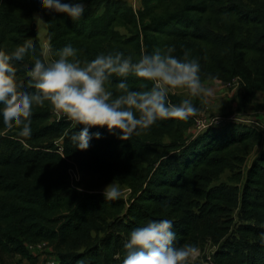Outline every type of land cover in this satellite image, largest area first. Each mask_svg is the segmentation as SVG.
<instances>
[{"label":"trees","instance_id":"obj_1","mask_svg":"<svg viewBox=\"0 0 264 264\" xmlns=\"http://www.w3.org/2000/svg\"><path fill=\"white\" fill-rule=\"evenodd\" d=\"M84 2V16L74 22L31 0H0V49L10 55L31 43L45 58L34 27L39 12L48 60L67 44L88 60L114 50L139 58L175 45L177 57L190 49L199 60L203 84L237 81L245 105L264 93V0H139L137 7L129 0ZM14 71L26 87L23 71ZM129 83L139 87L136 78ZM182 99L170 94L173 103ZM191 99L201 113L202 100ZM53 115L47 103L35 108L30 139L0 127L2 264L14 255L33 260L28 246L41 243L58 259L51 264H121L128 233L165 218L174 221L177 246L196 250L211 242L213 264H264L262 132L231 122L188 135L197 115L158 121L124 141L93 126L102 138L78 150L65 136L73 124ZM73 168L79 180L70 175ZM228 171L231 185L220 182ZM110 182L126 186L130 197L104 200L101 189Z\"/></svg>","mask_w":264,"mask_h":264},{"label":"clouds","instance_id":"obj_2","mask_svg":"<svg viewBox=\"0 0 264 264\" xmlns=\"http://www.w3.org/2000/svg\"><path fill=\"white\" fill-rule=\"evenodd\" d=\"M31 3L64 13L74 22L86 11L84 0ZM175 52V45H164L152 53L142 52L139 58L114 50L88 60L81 59L79 50L67 44L55 53L56 58L48 60L37 56L31 43H24L10 55L0 49V127L16 129L18 137L30 139L34 110L47 103L73 124V130L65 133L73 148L87 150L93 139L103 135L91 131L93 126L105 128L109 135L124 141L161 120L187 121L200 113L191 98L207 102L205 98L212 92L204 86L200 62L191 56V50L185 49L182 57ZM17 68L26 77V87L16 80ZM114 77L119 78L115 89ZM129 77L136 78L139 87H132ZM147 82H151L150 87ZM181 89L191 98L171 102L170 94ZM77 126L82 127L77 130ZM101 194L104 200L115 201L123 192L110 183ZM176 240L172 219L148 220L128 233L121 264H190L196 250L187 244L177 246Z\"/></svg>","mask_w":264,"mask_h":264},{"label":"rangeland","instance_id":"obj_3","mask_svg":"<svg viewBox=\"0 0 264 264\" xmlns=\"http://www.w3.org/2000/svg\"><path fill=\"white\" fill-rule=\"evenodd\" d=\"M130 2H134L131 0ZM136 6L138 4L136 3ZM36 23L38 24V32L41 38L42 45L46 58L48 59L47 46L45 39H47V27L42 13H36ZM204 86L211 90L212 95L206 97L207 102H203L204 110L197 116L202 124L207 125L208 123L217 126H224L231 122L244 123L252 125L258 131L262 132L264 136V93L258 92L256 98L250 103L245 105L242 102V88L240 84L235 81L232 84H225L221 82L211 81ZM173 95L179 96L183 99L191 98L188 95L186 89H181L173 93ZM195 125H193L188 135H193L195 132ZM256 149H259L258 147ZM254 151L249 157L248 164L252 157L256 154ZM232 172L228 171L222 175L220 182L226 184H233L230 182ZM115 183L120 187L123 192L122 198H129L131 191L124 185ZM108 183V184H110ZM106 184V185H108ZM105 185V186H106ZM101 189V191L105 188ZM30 254L34 258L33 260H27L19 255L9 256L8 264H51L58 261L57 257L52 253V248L46 243H41L33 246H28ZM215 246L211 242L205 243L202 247L196 249L195 259L190 264H213L212 255L215 251ZM0 264L1 260H0Z\"/></svg>","mask_w":264,"mask_h":264},{"label":"built area","instance_id":"obj_4","mask_svg":"<svg viewBox=\"0 0 264 264\" xmlns=\"http://www.w3.org/2000/svg\"><path fill=\"white\" fill-rule=\"evenodd\" d=\"M134 1H135V3L134 2H132V3L134 4V7H137L136 6V3L138 4L139 3V0H134ZM61 117H63V115H57L56 113H54V115H53V119H59ZM209 124L210 123H208L207 125H204V124H202V122L200 121V119L196 118V121L194 123L196 129H195V132H194L193 135L198 134L201 130H203L204 128H206L207 126H209ZM210 125H214V124H210ZM214 126H217V125H214ZM70 175L72 177H74L76 180H79V176H78V173H77V170L76 169H74V168L71 169L70 170Z\"/></svg>","mask_w":264,"mask_h":264},{"label":"crops","instance_id":"obj_5","mask_svg":"<svg viewBox=\"0 0 264 264\" xmlns=\"http://www.w3.org/2000/svg\"><path fill=\"white\" fill-rule=\"evenodd\" d=\"M129 1H131V0H129ZM138 5H139V3H138ZM35 21H36V15H35ZM37 24V23H36ZM37 29H38V24H37ZM40 36V35H39ZM41 39V38H40ZM45 43H46V46H47V50H48V47H49V43H48V40L47 39H45ZM208 82H210V81H208ZM208 82H205L204 84H206V83H208Z\"/></svg>","mask_w":264,"mask_h":264},{"label":"water","instance_id":"obj_6","mask_svg":"<svg viewBox=\"0 0 264 264\" xmlns=\"http://www.w3.org/2000/svg\"><path fill=\"white\" fill-rule=\"evenodd\" d=\"M34 27H35V28L37 27V24H36V23H34Z\"/></svg>","mask_w":264,"mask_h":264}]
</instances>
